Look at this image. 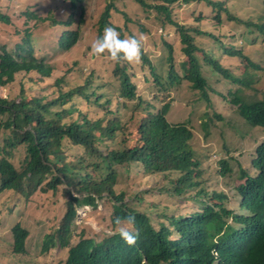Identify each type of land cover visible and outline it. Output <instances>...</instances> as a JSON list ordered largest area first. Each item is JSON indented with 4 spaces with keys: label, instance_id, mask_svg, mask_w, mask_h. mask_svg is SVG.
Listing matches in <instances>:
<instances>
[{
    "label": "trees",
    "instance_id": "obj_1",
    "mask_svg": "<svg viewBox=\"0 0 264 264\" xmlns=\"http://www.w3.org/2000/svg\"><path fill=\"white\" fill-rule=\"evenodd\" d=\"M65 1L73 11H80L79 25L82 24L85 0ZM157 1H162L163 4H156V1L155 4H148L145 0H135L134 3L145 9L153 8L164 16L163 28L171 27L178 35V44L185 60L181 64L180 75H176L174 67L170 64L168 77L164 79L168 82V87L181 86L183 80L208 99L209 86L200 74L201 65L196 58L198 53L215 72L239 87L230 93L233 99L227 100L237 106L239 116L250 128L264 130V95L260 100L247 102L242 89L251 87L252 81L244 74L249 68H264L245 58V78L235 77L228 69L218 64L208 50L196 45L191 33L206 34L207 32L198 29L205 19L198 16V22L192 25L179 24L177 20L172 19V10L167 6L179 0ZM184 3L193 5L192 0H184ZM113 8L112 3L108 4L101 15L98 38L103 35V30L108 25L115 27L121 33V38H126L127 27L112 22L116 15L112 11ZM27 17L31 20L38 19L31 12ZM45 21V18L39 20L40 23ZM0 23L11 25L10 16L1 7ZM65 25L70 27L71 22H66ZM255 27L257 31L254 33L264 35V23L256 24ZM80 34L78 26L76 30L66 31L61 35L59 46L64 53L77 46ZM263 40L264 38L254 41L256 44ZM167 46L170 51H174L172 44ZM234 50L235 48L229 46L226 53L233 57H243L240 52ZM141 58L142 65L150 67L151 77L155 75V68L149 63L148 57L142 55ZM169 60L171 62L172 58ZM115 66L114 77L119 84L118 92L125 103L135 101L137 89L132 81L133 74L128 73L127 65L120 66V62H117ZM21 73H24V76H41L37 81L29 78L37 85L54 77L52 66L36 57L34 39L29 29L12 50L0 45V87L15 83ZM61 83V78L56 79L51 86L54 92L61 90ZM157 83L161 91L167 89L159 79ZM87 88L88 85H85L69 92L60 91L52 99L47 98L48 95L27 96L23 90L17 100L0 97V117L4 118L0 122V136L3 137L0 143V195L4 191H11V198L28 202L38 190L45 194L48 191H60L62 185L67 186L62 190L64 196L69 198L66 202V212L57 222L58 226L42 240L41 247L36 250L39 256L49 253L51 249L61 248L66 251L64 264H214L217 262L214 252L219 250V264H264V235L255 240L246 257L231 252L228 244L231 240V229L227 226V221L233 218V221L238 223L240 218L227 207L228 198L221 191L205 188L198 190L204 180L200 160L192 148L195 136L185 123L173 125L168 121L170 102L157 113L149 110L139 118L130 128L133 135V139H130L124 134L128 126L123 125L121 117L114 111H108L106 108L111 102V97L101 105L99 101L103 96L95 92L87 95ZM76 97L85 99L90 109L100 107L106 111L100 117L93 118L95 120L82 113L74 119L73 114L77 109L73 101ZM68 104H71V107H66ZM148 106L145 104L144 109ZM136 109H141V105ZM208 128V124H204L203 132L210 133ZM103 143H107L105 152L101 150L100 144ZM17 151L24 155V163L20 167H17L12 159ZM253 154L252 166L256 175L243 173L240 178H243L244 182L236 190L242 199L241 206H245L258 218L264 231V140L257 142ZM219 165V175L231 174L227 160H220ZM120 171L141 174L139 179L155 177L159 184L157 194L141 191L131 198H126L124 193L117 194L113 187L120 177ZM199 179L202 181L198 182ZM193 187L195 197L191 201L195 200L202 207L184 214L186 216H170L168 208L159 210L161 204L157 202L182 197ZM102 193H106L114 202L113 228L117 227L116 218L124 220L129 215L135 216L136 223L128 225L134 232H139V240L135 246H128L118 232L105 235L101 239L82 234L80 237L85 238L77 243L71 242L77 209L96 207V200L101 198ZM12 210L19 213L14 200H11ZM148 212H159V217L154 219L156 226ZM225 228L226 232L221 235ZM236 231L232 230L233 236ZM28 237L29 232L20 224L12 228V240L8 245L15 257L30 253L26 250Z\"/></svg>",
    "mask_w": 264,
    "mask_h": 264
},
{
    "label": "rangeland",
    "instance_id": "obj_2",
    "mask_svg": "<svg viewBox=\"0 0 264 264\" xmlns=\"http://www.w3.org/2000/svg\"><path fill=\"white\" fill-rule=\"evenodd\" d=\"M145 1L148 4H155V1L156 4H163L157 0ZM192 1L193 5H186L184 0H179L167 6L172 10V19L177 20L179 24L192 25L198 22L196 21L198 16L205 19L198 29L210 35L191 33L199 48L208 50L210 56L235 77L245 78L243 75L247 63L245 58L264 68V40L256 44L254 41L264 38V35L254 33L257 31L255 25L264 23L263 0ZM134 2L135 0H85L83 23L79 25L80 11H73L65 0H0L1 9L11 18V25L0 23V45L12 50L29 29L34 39L36 57L43 59L54 69V77L38 85L30 79L37 81L41 76L18 74L15 83L0 87V97L17 100L23 90L27 96L48 95L47 98L52 99L60 91L69 92L88 85L87 95L95 92L103 96L99 101L101 105L111 97V102L106 108L108 111H114L121 117L123 125L128 126L124 134L130 139H133L130 128L139 118L149 110L157 113L170 102L168 121L173 125L185 123L195 136L192 148L200 160L204 180L198 190L205 188L221 191L228 198L227 204L225 203L227 207L240 212L241 198L236 189L244 182V179L240 178L243 173L256 175V170L252 166L253 153L257 142L264 140V130L250 128L245 123L239 116L237 106L227 101L233 99L230 93L239 87L233 85L231 80L225 79L222 74L215 72L198 53L196 58L201 65L200 74L209 86L208 99L202 96L200 91L191 88L189 82L183 80L181 86L168 88V82L164 79L168 77L170 64L174 67L176 75H180L181 64L185 60L178 44V35L171 27L163 28L164 16L153 8L145 9ZM110 3L114 5L112 11L116 13L112 22L127 27L126 37L140 34L146 37L142 55H146L149 63L155 68V75L151 77L150 67L142 65V58L135 64L120 62V66H128V73L133 74L132 81L137 89V99L126 103L117 90L119 84L114 77L117 62L112 61L107 54L99 58L91 54V45L98 39L101 15ZM29 12L35 14L38 19H29L27 17ZM40 18H45L46 21L40 23ZM69 21L70 27L65 25ZM78 26L81 34L77 46L72 51L64 53L59 46L61 35L66 31L76 30ZM167 44L174 46L173 52ZM229 46L235 48L234 51L240 52L243 57H233L226 53ZM244 74L252 84L250 88L242 87L243 97L247 102L260 100L264 95V70L249 68ZM58 78L62 80L61 90L55 89L57 92H54L51 86ZM157 79L166 85V90H160ZM73 102L77 109L73 114L74 119L81 113L93 119L106 111L100 107L90 109L82 97H76ZM145 104L149 105L146 109ZM139 105L141 109L137 110L136 107ZM66 107H71V104ZM3 120L4 118L0 117V122ZM204 124H208L210 133L203 132ZM2 139L1 135L0 143ZM100 145L101 150L105 152L107 143ZM23 158V153L17 151L12 159L17 167H20L24 163ZM220 160H227L230 163L231 174L227 176L218 174L221 170ZM119 174L120 177L113 187L117 194L124 193L126 198H131L135 193L140 194L141 191L157 194L159 184L155 177L139 179L141 174L135 175L125 171H120ZM65 188L67 186L62 185L60 191H48L45 194L38 190L27 200L28 202L11 198V191H4L0 195V264H64L66 251H62L61 248L51 249L43 256H39L36 250L41 247L42 240L52 233L51 230L58 226L57 222L66 212V202L69 198L62 192ZM194 192L195 187L188 189L182 197H172L166 200L167 202L160 200L157 202L161 204L159 210L168 208L170 216L174 214L186 216L184 214L202 207L195 200L191 201L195 197ZM11 200L16 202L19 213H16L17 209L11 211ZM113 203L112 198L102 193L101 198L96 200V207L78 208L77 218L72 226L71 242L77 243L85 238L80 237L82 234L101 239L105 235L117 232V227L112 226ZM149 212L156 226L157 222L154 219L159 217V212ZM17 224L29 232L26 250L30 253L15 257L8 243L12 240L11 230Z\"/></svg>",
    "mask_w": 264,
    "mask_h": 264
},
{
    "label": "clouds",
    "instance_id": "obj_3",
    "mask_svg": "<svg viewBox=\"0 0 264 264\" xmlns=\"http://www.w3.org/2000/svg\"><path fill=\"white\" fill-rule=\"evenodd\" d=\"M145 41L146 37L143 34L121 38V33L112 25H108L104 28L103 35L96 39L91 45V54L96 58L107 54L114 62L135 64L139 63L141 60ZM241 203L239 204L240 212H236L232 209L235 215L240 218V222H234L233 218L227 221V226H230L231 229V240L228 244L231 247L232 253L246 257L247 251L252 248L253 243L258 237L264 235V231L262 230V225L259 223L258 218L254 217L245 206H241ZM135 223L136 218L133 215L127 216L124 220H121L119 217L115 220L118 234L130 247L135 246L139 240V232H134L128 227V225H134ZM233 229L237 230L235 236L232 235ZM225 232L226 228L222 231L221 235ZM214 256L217 259V262L214 264H219V250L214 252Z\"/></svg>",
    "mask_w": 264,
    "mask_h": 264
},
{
    "label": "bare ground",
    "instance_id": "obj_4",
    "mask_svg": "<svg viewBox=\"0 0 264 264\" xmlns=\"http://www.w3.org/2000/svg\"><path fill=\"white\" fill-rule=\"evenodd\" d=\"M173 84V83H172ZM169 88V87H168Z\"/></svg>",
    "mask_w": 264,
    "mask_h": 264
}]
</instances>
